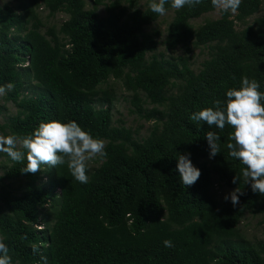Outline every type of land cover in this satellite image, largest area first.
<instances>
[{
    "label": "trees",
    "instance_id": "trees-1",
    "mask_svg": "<svg viewBox=\"0 0 264 264\" xmlns=\"http://www.w3.org/2000/svg\"><path fill=\"white\" fill-rule=\"evenodd\" d=\"M12 1L20 14L0 7V86L15 85L4 97L18 112L0 129L23 138L41 122L76 121L94 138L107 141V157L87 171L86 184L74 179L67 164L24 174L26 150L20 149L25 159L19 163L3 153L10 165L0 177V239L12 264H43L42 256L48 264H264V243L251 244L237 228L247 212L264 220V196L244 183V165L229 155L232 129L190 119L213 107L214 100L224 101L226 91L239 89L244 76L258 81L264 92V17L246 24L264 0H242L234 17L220 10L219 19L198 28L191 21L215 10L211 0L180 10L169 0L165 7L174 17L162 43L169 51L184 46L187 53L188 43L208 48L209 58L197 73L185 56L166 60L154 55L160 33L145 28L160 16L149 5L129 12L117 0L105 7L107 17L102 18L97 7L105 0ZM40 3L51 16L58 11L69 15L58 32H39L35 9ZM236 23L244 27L237 30ZM110 77L133 92L132 112L154 122L147 138L139 141L130 129L113 125V96L99 88ZM169 86H177L176 95H167ZM31 89L33 95H26ZM147 103L163 109L148 110ZM208 131L220 136V153L212 159ZM188 153L202 175L186 188L177 159ZM236 175L241 179L233 184ZM214 177L244 192L238 205L217 201ZM4 179L23 184L12 191ZM50 202L55 221L41 228L40 210ZM165 240L174 247H165ZM33 246L39 251L34 253Z\"/></svg>",
    "mask_w": 264,
    "mask_h": 264
},
{
    "label": "clouds",
    "instance_id": "clouds-1",
    "mask_svg": "<svg viewBox=\"0 0 264 264\" xmlns=\"http://www.w3.org/2000/svg\"><path fill=\"white\" fill-rule=\"evenodd\" d=\"M168 2L169 0H152L149 4L151 12L165 16V5ZM202 2L203 0H171V7L180 10L184 7H195ZM211 3L217 10L235 14L242 0H211ZM14 87L13 83L0 86V96L12 91ZM260 87L258 81L244 76L239 89L233 87L226 91L224 101L214 100L213 107L192 114L190 119L221 131L226 126L232 129L228 136L230 142L226 144L229 155L244 165V183L250 185L253 193L264 196V92L260 91ZM205 138L209 145V158H215L220 153V136L216 132L208 131ZM20 148L27 153V165L21 170L22 173L35 174L41 170V166L57 168L67 164L71 175L81 184L88 183L89 162L107 157L106 142L94 138L76 121L41 122L31 135L23 138L0 136V152L6 153L17 163L25 159V152L19 150ZM190 155L180 154L177 159L180 182L186 188L194 186L202 175L201 170L193 165ZM240 179L236 175L232 183L236 184ZM242 195L244 192L236 188L225 196V200H230L236 206ZM164 245L168 248L174 247L171 240H165ZM38 251L33 246V252ZM8 253V246L0 239V264H12V257ZM41 260L43 264H48L46 256H42Z\"/></svg>",
    "mask_w": 264,
    "mask_h": 264
},
{
    "label": "rangeland",
    "instance_id": "rangeland-1",
    "mask_svg": "<svg viewBox=\"0 0 264 264\" xmlns=\"http://www.w3.org/2000/svg\"><path fill=\"white\" fill-rule=\"evenodd\" d=\"M41 1V0H39ZM117 0H105L103 5L97 7V13L100 17H107L105 7L110 5L111 3L116 2ZM120 7L125 8L127 11L131 12L133 10H143L145 9L152 0H118ZM158 2V0H157ZM9 6L16 10L17 14H20V10L18 9V3L12 0H0V7ZM92 4L90 2H86V9H91ZM35 13L40 20L42 26L39 28V32L45 34L46 31L53 28L56 32L60 29L61 25L69 20V15H67L63 11H58L54 15H49L48 10L44 8V5L40 3L38 7L35 9ZM232 14V13H231ZM235 14H232L234 17ZM174 17L173 10H167V14L165 16H160L157 21L152 23L150 26L145 28L146 32H150L152 30H156L160 33V37L157 38L158 46L154 55L160 56L162 55L164 59L168 60L171 58H175L178 56H185L189 59V67L190 69L197 73L202 66V63L209 58V49L202 46H195L193 43H188V47L190 52L185 51L184 46H178L174 51L166 50L163 45V40L166 36V31L168 25L171 23ZM264 17V2L261 5L260 10L246 20V24L250 25L256 18ZM220 18V10L215 8L211 13H207L201 16L198 19L192 20L191 24L194 28H198L201 26L206 20H217ZM244 26L236 23V29L240 30ZM60 38H62L60 36ZM64 40L62 42H66ZM68 47V46H67ZM66 47V48H67ZM152 53H148L146 55V59L149 60L151 58ZM23 69V68H22ZM23 71V70H22ZM171 82H175L176 85L179 84V81L172 80ZM28 83L32 86L34 85V81L28 80ZM99 88L101 90L109 92L113 96V103L111 107L112 121L114 126H124L125 128L130 129L133 132V137L137 140H142L147 138L150 132L153 130L154 122L153 121H145L141 119L137 114L132 112L134 109L131 105V99L133 96V92L126 89L122 80H117L114 78H109L107 82L100 85ZM28 92V93H27ZM26 95H33L32 89L27 91ZM167 95H176L177 94V86H169ZM139 97L144 100L143 93H139ZM153 107H156L159 110H162L163 107L149 105L148 103L144 105V108L150 110ZM18 112L17 107L10 101H6L4 95L0 96V126L8 123L9 119L16 116ZM10 133L6 129L2 131L0 129V136H9ZM105 141V140H104ZM107 143V141H105ZM22 149V148H20ZM19 149V150H20ZM4 152H0V177H3L5 173V166L10 165L6 162ZM102 163V160L99 158L90 161L88 170L90 172L97 169ZM43 169V168H42ZM46 178H42V182L45 183ZM2 183L9 187L8 189L15 191L18 186L23 184V180L21 179H4ZM1 187V181H0ZM234 188H229L220 183L217 177L213 178L212 184V192L215 194V197L219 203L225 201V196L232 192ZM55 221V210L53 203L50 202L48 205H45L39 214V226L41 228L48 227L50 228ZM38 227V228H40ZM239 233L243 236V238L250 242L251 244H259L264 243V220L262 215H253L251 213H245L243 218L240 220L237 225Z\"/></svg>",
    "mask_w": 264,
    "mask_h": 264
}]
</instances>
